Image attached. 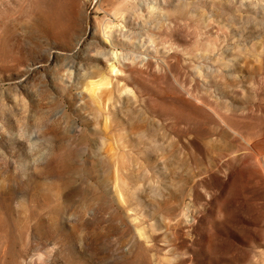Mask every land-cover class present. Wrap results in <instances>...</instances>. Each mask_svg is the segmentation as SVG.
Segmentation results:
<instances>
[{"label": "rangeland", "instance_id": "rangeland-1", "mask_svg": "<svg viewBox=\"0 0 264 264\" xmlns=\"http://www.w3.org/2000/svg\"><path fill=\"white\" fill-rule=\"evenodd\" d=\"M0 264H264V0H0Z\"/></svg>", "mask_w": 264, "mask_h": 264}]
</instances>
